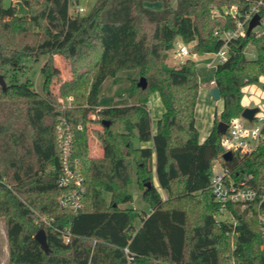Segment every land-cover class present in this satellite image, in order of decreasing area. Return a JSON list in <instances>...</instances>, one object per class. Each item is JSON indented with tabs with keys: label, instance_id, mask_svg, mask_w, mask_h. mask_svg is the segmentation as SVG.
I'll list each match as a JSON object with an SVG mask.
<instances>
[{
	"label": "trees",
	"instance_id": "1",
	"mask_svg": "<svg viewBox=\"0 0 264 264\" xmlns=\"http://www.w3.org/2000/svg\"><path fill=\"white\" fill-rule=\"evenodd\" d=\"M21 1L25 15L15 3L0 0V76L7 83L6 89L0 83V217L9 242L7 264H229L231 258L236 264H264L257 205L229 204L237 223H218L219 204L209 188L213 162L222 154L218 124L242 114V88L264 75V36L252 31L228 42L229 57L215 70L223 110L202 142L195 116L196 61L188 57L176 67L167 64L178 39L194 42L193 53L217 52L225 43L222 34L260 1L264 17V0H96L86 13L71 11L77 0ZM55 55L71 61L73 78L60 88L61 97H72L64 107L51 88ZM43 56L49 67L40 92L32 78L19 81L16 74ZM127 70H138L147 87L129 76V104L99 108L102 83ZM155 92L164 105L156 131L150 110ZM63 117L72 127L73 157L85 177L77 212L59 204L67 191L57 183ZM95 122L103 128L94 129L101 138L100 157L90 150L89 123ZM231 173L237 182L263 186L264 141ZM134 180L149 212L124 206L134 200L129 191ZM41 216L53 217L52 225L42 223ZM41 228L50 252L35 238Z\"/></svg>",
	"mask_w": 264,
	"mask_h": 264
},
{
	"label": "built area",
	"instance_id": "2",
	"mask_svg": "<svg viewBox=\"0 0 264 264\" xmlns=\"http://www.w3.org/2000/svg\"><path fill=\"white\" fill-rule=\"evenodd\" d=\"M17 3L19 0H10ZM74 1V0H73ZM260 1L252 10L247 13L243 20L237 21V27L230 29L222 34L225 41L223 47L217 52L212 53L213 58L207 63L209 67L225 62L229 57L228 42L232 39L244 36L250 20L255 14H260ZM75 13L83 12V7L76 6ZM237 11L236 6L229 11L234 15ZM253 31L257 36H264V17L261 16V22ZM219 34V30L215 31ZM178 45V53L182 56H189L192 52L185 44ZM249 56L255 57L252 52ZM211 85H215V79L211 80ZM259 112V111H258ZM256 112L253 119H247L242 114L231 118L229 127L221 139L222 154L219 159V170L213 172L210 191L219 204V213L215 215L216 221H227L236 224V219L228 208L229 204H240L244 209L250 208L256 204L258 208V220L263 237L262 248L264 249V185L260 188L247 184L245 181L237 182L232 176L233 168L242 162L248 155L252 154L259 145L264 141V115ZM94 117V116H93ZM79 128H82L79 125ZM57 142L60 149L61 173L57 179L59 187L66 188L59 198V204L62 208L70 209L74 212L83 207V196L85 192V177L81 171L80 163L74 159V134L70 123L63 117L58 125ZM232 152L233 157L227 161L223 158L225 152ZM53 217L41 216L40 221L51 226ZM65 241L70 240L67 232H64ZM125 252L128 254L130 261L133 257L130 255V249L126 247ZM3 264V263H0ZM229 264H236L234 258L230 259Z\"/></svg>",
	"mask_w": 264,
	"mask_h": 264
},
{
	"label": "rangeland",
	"instance_id": "3",
	"mask_svg": "<svg viewBox=\"0 0 264 264\" xmlns=\"http://www.w3.org/2000/svg\"><path fill=\"white\" fill-rule=\"evenodd\" d=\"M96 0H77L75 4L71 7V11H74V8L79 5V7H83L85 10L83 13L89 12L93 6V3ZM19 2V1H18ZM17 2V3H18ZM16 3V4H17ZM176 4V0L173 2ZM5 5L10 4V0H4ZM17 5L22 6V3L19 2ZM147 6L152 8H161L162 4L159 2H147ZM215 11V10H214ZM181 41V42H180ZM180 44H185L189 50H192L194 47V42H185L180 39ZM175 51H178V45L176 44L173 49L169 51V56L167 58V64L170 67H176L180 65L182 61L187 59L188 57H192L196 61V66L194 68V72L198 75L200 81V87L205 88L209 87L211 84V80L215 79V68L216 65L209 67L207 63L213 58L212 53H191L189 56H180L175 57ZM254 52L253 49H249L247 54L250 55ZM71 61L68 56L64 55H55L54 57V65H55V74L51 78V88L53 92L59 97V102L62 103L63 107L66 102L72 99V97L64 98L60 96V88L64 82L71 81L73 78L71 72ZM49 61L47 56H43L39 63H32V61H28L26 73L23 71H19L16 74V79L19 81L25 80L26 77H30L35 82V88L43 92L44 91V83L46 79V73L48 71ZM13 74V71L10 69L6 72L7 81L11 78L10 76ZM129 76L136 77L140 79L138 70H127L119 73L117 80H114V77H108L101 85V93L99 98V105L102 107H108L117 102L121 104H127L129 101V91L131 86V80ZM242 100H244V104L248 102L252 107H258V114L264 115V75L260 76L257 81L246 84L242 88ZM241 100V102H242ZM115 102V103H114ZM130 102V101H129ZM198 110H197V123L198 126L202 124L203 121H206V114L209 115L210 112H219L221 109V105H223L222 100H214V99H203L201 96L198 99ZM164 105L159 97V94L155 92L151 95L150 98V110L152 116V125H155L158 118L162 116ZM92 130L95 128L100 130V133L103 131L102 126L99 123H89ZM91 130L90 136V145L91 151H93V146L97 147L101 144V138L98 130ZM201 134L205 133L204 129L200 127ZM143 142H138L137 145L142 144ZM220 163L218 160H214L213 167L214 170H219ZM129 191L134 196V200L131 203L125 204L124 206H132L144 211H150V205L143 198L142 191L138 186L137 182L134 180L130 186ZM164 197L166 193L163 192ZM104 196L106 199H110L109 192H105ZM136 226L141 224V219L137 218L135 221ZM231 245L234 246L235 238L234 234L230 235ZM9 242L6 231V224L4 218L0 217V263L7 264L8 255H9Z\"/></svg>",
	"mask_w": 264,
	"mask_h": 264
},
{
	"label": "water",
	"instance_id": "4",
	"mask_svg": "<svg viewBox=\"0 0 264 264\" xmlns=\"http://www.w3.org/2000/svg\"><path fill=\"white\" fill-rule=\"evenodd\" d=\"M261 22V15L260 14H255L254 17L250 20L248 28H247V34L249 35L253 29L259 25ZM0 83L3 87V89H6L7 87V83L4 79L3 76H0ZM138 85L141 86L142 88H146L148 85V81L145 77H140ZM210 96L214 99V100H219L221 99V92L218 86H213L210 89ZM259 111L258 107H245L242 111V116H244L247 119H253L256 112ZM106 124H109V122L104 121ZM229 127V124L226 122H219L218 124V131L221 134L226 133L227 129ZM233 157L232 152L228 151L225 152L223 154V158L227 161L231 160ZM150 185V184H149ZM35 238L37 239V241H39V243L41 244V247L44 251L46 252H50V247L47 241V234L44 228H41L35 235Z\"/></svg>",
	"mask_w": 264,
	"mask_h": 264
},
{
	"label": "crops",
	"instance_id": "5",
	"mask_svg": "<svg viewBox=\"0 0 264 264\" xmlns=\"http://www.w3.org/2000/svg\"><path fill=\"white\" fill-rule=\"evenodd\" d=\"M19 2H21L22 3V6H19V5H17ZM19 2L16 4L17 6H18V13L19 14H22V15H25V14H27V12H28V9H27V7L23 4V2L21 1V0H19ZM179 41H180V39H178V43H179ZM181 42V41H180ZM175 57H180L181 55L178 53V51H175V55H174ZM183 62V61H182ZM181 63V62H180ZM217 67V66H216ZM215 70H216V68H215ZM214 85H211L210 84V86L209 87H205V88H202L201 89V87H200V91H199V97H198V99L202 96L203 97V99L205 100V99H207V98H210V99H213L211 96H210V89L213 87ZM160 97V96H159ZM161 99V98H160ZM219 100H222L223 101V99L221 98V99H219ZM115 103V102H114ZM127 104H129V101H128V103ZM121 105H125V104H121V103H119V102H117L116 104H113V105H111V106H121ZM242 105H243V107L245 108V107H252V106H250V104H248V102H246V104H244V100H242ZM223 106H224V102H223V105H221V109H220V111L219 112H215L214 114H213V112H210L209 113V115H207L206 114V121H203L202 122V124H200V126H198V123H197V110H198V107H199V105H198V102H197V106H196V112H195V116H196V126H197V128H198V130H199V133H200V141L202 142V141H204L205 139H206V137L209 135V133L211 132V130L213 129V126H214V121H215V118H216V116L217 115H220V113L222 112V110H223ZM108 107H110V106H108ZM99 108H105V107H102V106H99ZM164 110V109H163ZM164 112V111H163ZM160 118V117H159ZM158 118V119H159ZM158 121V120H157ZM153 126V130L154 131H156V128H157V122H156V124L155 125H152ZM200 127H202L203 129H204V132L205 133H203V134H201V132H200ZM153 145V142L152 141H148V142H143L142 144H141V146H152ZM93 151H91V154H92V156H94V157H100L101 155H102V148H101V145L99 144L97 147L95 146H93ZM141 225V224H140ZM139 225V226H140Z\"/></svg>",
	"mask_w": 264,
	"mask_h": 264
}]
</instances>
